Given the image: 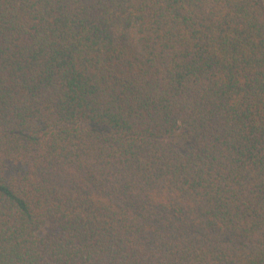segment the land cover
Instances as JSON below:
<instances>
[{
  "label": "trees",
  "instance_id": "1",
  "mask_svg": "<svg viewBox=\"0 0 264 264\" xmlns=\"http://www.w3.org/2000/svg\"><path fill=\"white\" fill-rule=\"evenodd\" d=\"M0 264H264V0H0Z\"/></svg>",
  "mask_w": 264,
  "mask_h": 264
}]
</instances>
